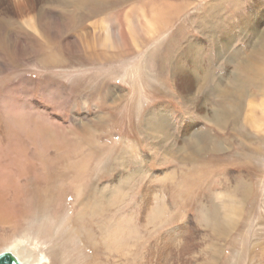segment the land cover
Wrapping results in <instances>:
<instances>
[{
    "label": "rangeland",
    "instance_id": "374dc122",
    "mask_svg": "<svg viewBox=\"0 0 264 264\" xmlns=\"http://www.w3.org/2000/svg\"><path fill=\"white\" fill-rule=\"evenodd\" d=\"M239 1L264 28V0ZM231 2L0 0V209L11 212L0 252L19 243L34 264H264V90L248 91V114L216 126L214 96L206 103L174 74L200 86L204 72L214 88L237 70L224 42L246 50L243 19L221 38L200 29L217 5L236 15ZM147 117L166 121L170 138L149 134ZM201 133L213 149L187 155Z\"/></svg>",
    "mask_w": 264,
    "mask_h": 264
},
{
    "label": "bare ground",
    "instance_id": "6f19581e",
    "mask_svg": "<svg viewBox=\"0 0 264 264\" xmlns=\"http://www.w3.org/2000/svg\"><path fill=\"white\" fill-rule=\"evenodd\" d=\"M83 1L84 0H80ZM224 1V0H223ZM255 2L259 5H261L263 3V0H255ZM85 3V2H84ZM255 6L256 4L253 3ZM81 5V4H79ZM231 6L233 7V9H235V11H237L236 15L231 16L232 14H228L224 17H222L221 12L225 9L221 8V5H217L215 6L214 10H209L208 14L205 13L204 15L207 17L206 19L201 20L202 24H201V31L203 33H205V35H209L211 37H217V38H221L223 37L225 34L227 35H231L232 30L234 28H236L237 26L240 27L238 24L235 23V20H237V22L239 21V18L243 19V22L246 24V28L251 29L252 31L247 33L248 31H246L245 33H247V37H248V41L247 42H243L242 46L246 47V50H239L237 48L233 47V44L235 42L236 39H234L232 36L231 38H228L227 41H225V51L226 54L228 56V59H230L231 61L235 62V64H237V70L233 71L232 73H228L227 77L224 79V82L221 80V78L219 77L220 83L221 84H216L214 86V88L210 87V85H207V82H211L210 81V77L206 75V73L203 72L204 77L201 76V81L202 84L199 86L198 84H195V77H192L191 79L189 77H186L185 79H183V76L186 75V72H184V74H182V70H178L174 68V74L176 77H178L179 79L183 80L184 83L186 84V86L190 87H195L200 93H202L205 97V102L208 103V95H212L213 97V101L216 102L215 103V107L213 105H211L214 108V112H215V124L216 126L219 125L221 122H233L235 123L237 121V116H239L241 111H244V106L245 109L247 107V114H248V110L249 107L251 105H253V103H251L248 100V96L249 93L248 91L251 90L256 91V93H260L261 91L264 90V28H260L258 29L259 25H257V22H254L251 18V14L249 13L248 10H246V12H243V8H242V3L239 0H232L231 2ZM249 6V5H248ZM94 9V8H92ZM97 9V8H96ZM227 9V8H226ZM229 9V8H228ZM230 10V9H229ZM234 11V12H235ZM44 13V12H43ZM234 14V13H233ZM232 18H230V16ZM217 16H220L219 18H217ZM216 17V18H215ZM40 19V18H39ZM116 20V19H115ZM7 22V20H5ZM44 21V20H42ZM57 21V20H56ZM225 21H227V23H224ZM60 22V21H59ZM81 22V21H80ZM10 23V22H9ZM129 24V23H128ZM60 26V25H59ZM0 28H3L2 23L0 22ZM106 28V27H105ZM104 28V29H105ZM110 28V27H109ZM134 28V27H132ZM146 28V27H145ZM241 28V27H240ZM4 29V28H3ZM103 29V30H104ZM242 29V28H241ZM127 30V27H126ZM131 30V29H130ZM243 30V29H242ZM119 31V30H118ZM129 31V30H128ZM105 32V30H104ZM103 32V33H104ZM120 32V31H119ZM146 32V31H145ZM121 33V32H120ZM129 34H127V36L129 35L130 37V42L132 43V45H135V41H136V37H135V33L133 31H129ZM151 33V32H150ZM106 34V33H105ZM125 34V33H124ZM152 34V33H151ZM251 34V35H250ZM107 35V34H106ZM122 35V33H121ZM126 35V34H125ZM147 35V34H146ZM3 36L5 37V33L3 32ZM108 36V35H107ZM120 37H123L120 36ZM119 37V38H120ZM2 38V37H1ZM257 38V42H261V46H260V50H257L255 47H250L251 45H249V42L254 39ZM3 41H5V39H3ZM46 41V40H44ZM52 41V40H51ZM217 42V41H216ZM3 43V42H2ZM49 43V42H48ZM4 44V43H3ZM55 44V43H53ZM54 46V45H53ZM2 47V46H0ZM233 47V48H232ZM45 48V47H44ZM59 48V47H58ZM57 48V50H58ZM47 49V48H46ZM60 49V48H59ZM15 51V50H14ZM57 55V54H56ZM198 51L196 50V47L190 43L189 44V48H188V58L190 59V61L197 59L198 58ZM86 57V56H85ZM47 59V58H46ZM47 61V60H46ZM73 61V60H72ZM65 62V61H64ZM178 62V61H177ZM45 63V62H44ZM80 67V66H79ZM176 67V66H175ZM49 68V67H48ZM184 70V69H183ZM208 71V70H207ZM195 72H198V69L196 68ZM260 80V81H259ZM218 81V80H217ZM219 85V86H218ZM197 86V87H196ZM224 86V87H223ZM7 96V95H5ZM9 96V95H8ZM7 96V98H9ZM11 99V97H10ZM9 99V100H10ZM7 101V100H6ZM228 101V102H227ZM8 102V101H7ZM10 102V101H9ZM8 102V103H9ZM210 102V101H209ZM8 105V104H7ZM247 105V106H246ZM12 107V106H9ZM13 108V107H12ZM17 108V107H16ZM14 109V108H13ZM18 109V108H17ZM21 111L23 110L22 108H20ZM9 110V109H8ZM16 110V109H15ZM14 110V111H15ZM27 108L24 110L26 112ZM21 114H23V112ZM31 111V110H30ZM18 112V111H17ZM20 113V112H19ZM33 113V112H31ZM37 113V112H34ZM252 113V112H251ZM38 116H36L37 118ZM40 123V122H39ZM45 126V125H44ZM47 126V125H46ZM146 127H148L151 132L149 134H151L154 137V133H163V137L165 139L170 138V125L164 121L161 120L159 123H157V121L153 118L147 117L146 118ZM57 127V126H56ZM49 128V127H48ZM47 129V128H46ZM52 131V130H51ZM154 134V135H153ZM156 136V135H155ZM162 136V134H161ZM190 137V142L188 144H186V147H192V145H195L197 148H199L200 150L203 149H213V147L208 146L209 144H212V140L209 138V136L207 135V133H201L197 136H192L189 135ZM188 137V138H189ZM187 138V137H186ZM56 139V138H55ZM127 146V145H126ZM216 147V146H215ZM214 147V148H215ZM91 149V148H90ZM95 154V152H94ZM110 155V154H109ZM63 156V155H62ZM92 156V155H91ZM59 157V156H58ZM88 158V157H87ZM86 158V159H87ZM32 159V158H31ZM67 159V158H66ZM85 159V158H84ZM85 159V160H86ZM69 160V159H68ZM55 161V160H54ZM108 161V160H107ZM254 161V160H253ZM25 162V161H24ZM50 162V161H49ZM30 164V163H29ZM61 164V161H60ZM31 166V165H30ZM77 166V165H76ZM111 166V165H110ZM61 167V166H60ZM87 167V166H86ZM89 167V166H88ZM113 168V166H111ZM82 168V167H80ZM28 169V168H27ZM28 171V170H27ZM23 172V171H22ZM34 172V171H33ZM72 172V171H71ZM20 174V173H19ZM24 174V173H23ZM29 174V173H28ZM94 174V173H93ZM59 175V174H58ZM61 175V174H60ZM42 176V175H41ZM44 176V175H43ZM56 176V175H53ZM137 176H140V178L142 177V175L140 173H137ZM1 177V176H0ZM51 177V176H49ZM63 177V176H62ZM3 178V177H2ZM134 178V177H133ZM51 179V178H50ZM56 179V178H55ZM58 179V177H57ZM56 179V180H57ZM130 179V178H129ZM129 179H126V181H128ZM63 180V179H62ZM64 181V180H63ZM125 181V182H126ZM130 182V181H129ZM1 183V182H0ZM7 183V182H6ZM4 185V184H3ZM123 185L121 184L120 188L124 189L122 187ZM180 186V185H179ZM4 187V186H3ZM1 188V187H0ZM64 190V189H63ZM91 191L92 188L90 189ZM100 190V189H98ZM120 192L121 190L118 189ZM127 190V189H126ZM47 191V190H46ZM75 191L78 193L77 189H75ZM88 191V190H87ZM89 192L93 195L92 192ZM150 190H148L149 193ZM244 191V190H242ZM246 191V190H245ZM244 191V192H245ZM80 192V191H79ZM48 193V192H47ZM86 193V191H85ZM107 193V192H106ZM137 193V192H135ZM240 193L242 194V192L240 191ZM12 194V193H11ZM42 194V193H41ZM49 194V193H48ZM102 194V193H100ZM105 194V193H104ZM182 194V193H181ZM62 195V194H61ZM36 196V195H35ZM44 196V195H43ZM89 196V194H88ZM91 196V195H90ZM242 196V195H241ZM17 197V196H16ZM92 197V196H91ZM95 197V196H94ZM133 197V196H132ZM1 198V197H0ZM53 198V197H52ZM51 198V199H52ZM124 198V197H123ZM141 198V197H140ZM179 198V196H178ZM183 198V197H182ZM247 198V197H246ZM96 199V198H95ZM231 199V198H229ZM142 200V199H141ZM232 200V199H231ZM98 201V200H97ZM140 201V200H139ZM143 201V200H142ZM151 201V202H150ZM183 201V200H182ZM86 202V201H85ZM111 202V201H110ZM141 202V201H140ZM2 203V202H1ZM95 203V202H94ZM98 203V202H96ZM150 203V210H151V206H153L155 202V197L154 195L152 196V200L150 199L149 196V200L146 201V205L144 204V206H147ZM219 203V202H218ZM102 204V203H101ZM104 204V203H103ZM102 204V205H103ZM152 204V205H151ZM3 205V203L1 204V206ZM5 205V204H4ZM92 205V204H91ZM237 205V204H236ZM95 206V205H94ZM101 206V205H100ZM38 207V206H37ZM82 207H84V211L86 210H90L89 212V216L92 217L94 213V211H97L96 207L92 208L90 205L85 204L82 205ZM2 209H0V218L2 220L7 221L9 219V217L11 216V212H9V210L4 209L5 206L1 207ZM101 208H103L101 206ZM105 208V207H104ZM155 208V207H154ZM158 208V206H157ZM218 208V207H217ZM234 208V207H233ZM236 208V206H235ZM100 209V208H99ZM229 209V208H228ZM153 210V208H152ZM155 210V209H154ZM219 210V209H218ZM230 210V209H229ZM102 211V210H101ZM82 212V213H83ZM152 212V211H151ZM98 213V212H97ZM155 213V212H154ZM220 213V212H219ZM218 213V214H219ZM13 214V213H12ZM84 214V213H83ZM158 214V213H157ZM86 215V214H85ZM208 215V214H207ZM206 215V216H207ZM215 215V214H214ZM95 216V215H94ZM121 216V215H120ZM209 216V215H208ZM207 216V217H208ZM220 216V215H219ZM41 218V217H40ZM100 218V217H99ZM228 218V217H227ZM113 219V218H112ZM170 219V218H169ZM206 219V218H205ZM207 219H211L208 217ZM219 219V217H218ZM151 220V219H150ZM217 220V218L215 219ZM223 220V218H222ZM11 221V220H10ZM91 221V220H90ZM119 221V220H118ZM4 222V221H2ZM132 222V221H131ZM150 222V221H149ZM154 222V221H153ZM222 222H226V221H222ZM229 222V221H228ZM117 223V222H116ZM88 224V223H87ZM97 224V223H96ZM151 224V223H150ZM224 224V223H223ZM227 224V223H226ZM230 224V222L228 223ZM227 224V225H228ZM106 225V224H105ZM219 225V224H218ZM117 226V225H116ZM120 226V225H119ZM230 226V225H229ZM232 226V225H231ZM92 227V226H91ZM153 227V226H152ZM100 228V227H99ZM119 228V227H118ZM117 229V228H116ZM211 229H215V231H219V227L217 225H213V227H211ZM44 230V229H43ZM102 232H101V237L106 243H107V227L103 226L102 227ZM213 231V230H212ZM45 232V231H44ZM217 233V232H216ZM90 234V232H89ZM218 234V233H217ZM223 234V233H222ZM221 235V234H220ZM88 238H92L90 235H86ZM222 237V236H221ZM56 240V239H55ZM116 242V241H115ZM97 243V241H96ZM156 243V242H155ZM18 244V245H17ZM17 244H12L6 247L5 250L11 251L13 253H15L20 261L21 264H34L35 262L38 263L41 260H37V261H33L30 260L31 258H29V254L30 250L28 251H24V246H21L19 243ZM20 246V247H19ZM94 248V247H93ZM4 250V251H5ZM119 250V249H118ZM71 251V250H70ZM35 258V257H34ZM94 259V258H93ZM50 260V259H49ZM148 261V260H147Z\"/></svg>",
    "mask_w": 264,
    "mask_h": 264
},
{
    "label": "crops",
    "instance_id": "0c3cea01",
    "mask_svg": "<svg viewBox=\"0 0 264 264\" xmlns=\"http://www.w3.org/2000/svg\"><path fill=\"white\" fill-rule=\"evenodd\" d=\"M170 48V47H169ZM168 48V49H169ZM167 54H168V56L169 57H171L172 55H173V53H171L170 52V50H168V52H167ZM172 54V55H171ZM185 110H186V106H185ZM178 124L179 123H175L174 122V126L176 127H178ZM182 137V136H181ZM182 140H183V137H182ZM173 146V149L175 150V148L176 147H180L181 146V142L180 141H178L177 140V142L175 143V144H172ZM168 147H170L169 145H167ZM161 147L164 149V147L162 146V144H161ZM191 149H193V147H186V148H184V149H182L184 152H190L189 150H191ZM198 153H200V152H198ZM198 153H195L194 155H196V156H194V157H192V156H189V157H186L185 159H184V161H182V162H180V161H177V163H176V166L177 167H181V166H186V165H190L192 162H188V161H191L193 158H195V157H197V155H198ZM187 155H193V152H190V154H187ZM161 157L163 158V152H162V154H161Z\"/></svg>",
    "mask_w": 264,
    "mask_h": 264
},
{
    "label": "water",
    "instance_id": "95a60500",
    "mask_svg": "<svg viewBox=\"0 0 264 264\" xmlns=\"http://www.w3.org/2000/svg\"><path fill=\"white\" fill-rule=\"evenodd\" d=\"M0 264H21L17 255L11 251L0 252Z\"/></svg>",
    "mask_w": 264,
    "mask_h": 264
}]
</instances>
